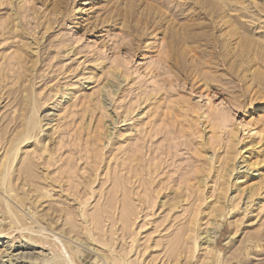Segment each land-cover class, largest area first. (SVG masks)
<instances>
[{
    "label": "rangeland",
    "instance_id": "1",
    "mask_svg": "<svg viewBox=\"0 0 264 264\" xmlns=\"http://www.w3.org/2000/svg\"><path fill=\"white\" fill-rule=\"evenodd\" d=\"M0 135V264H264V0H0Z\"/></svg>",
    "mask_w": 264,
    "mask_h": 264
},
{
    "label": "bare ground",
    "instance_id": "2",
    "mask_svg": "<svg viewBox=\"0 0 264 264\" xmlns=\"http://www.w3.org/2000/svg\"><path fill=\"white\" fill-rule=\"evenodd\" d=\"M30 128V127H29ZM26 129L25 127H24V129H26L27 131L26 132H24V133H26V136L28 137L29 136V134H30V129ZM0 136H2V135H0ZM7 142V141H6ZM8 143H9V141H8ZM6 144L7 143H5V138H4V141H2V139H0V147L1 148H4L5 149V155H4V159L1 161V163H0V175H1V177H0V179H1V183L3 184V183H6V180H8L7 179V176H8V174H9V170H10V162H8V152H9V150L11 149L10 147H11V145H12V141L8 144V146L6 147ZM12 147H13V145H12ZM15 150V149H14ZM12 151H10V153H11ZM15 153H16V151H14ZM13 152V153H14ZM13 153H11V154H13ZM241 153H243V151H241ZM13 156V155H12ZM10 158V157H9ZM28 160V159H27ZM241 167H244L245 168V170H247V169H253V168H251V166L252 165H250V163H247V162H245L244 160H243V162L241 161ZM15 167V166H14ZM240 167V168H241ZM33 168H35L34 167V163H32V162H27V161H22V164L19 166V167H17V169H15V170H17V172H18V179L19 178H21V179H24V181H25V184H30V183H33L34 182V177H35V175H34V172H33ZM224 168V167H223ZM251 174H252V172H251ZM15 176V175H14ZM11 177V176H10ZM202 179H204V178H202ZM11 181V180H10ZM10 181H9V183H10ZM1 184V185H2ZM24 184V185H25ZM7 188H9L8 186H7ZM4 189V188H3ZM2 189V190H3ZM9 190H13V188H11L10 187V189ZM15 194V193H14ZM17 194V193H16ZM15 194V195H16ZM28 194V193H27ZM11 196V195H10ZM25 196V195H24ZM26 196H28V195H26ZM31 197V196H30ZM15 198V197H14ZM24 198V197H23ZM27 198V197H26ZM30 199H32V197L30 198ZM29 200V199H28ZM23 201V200H22ZM61 206V205H60ZM8 211H9V209H8ZM15 218V217H14ZM17 218V217H16ZM15 218V219H16ZM18 219V218H17ZM21 220V219H20ZM20 220H18V221H20ZM208 235H210V234H208ZM205 238H207V235L205 236ZM211 238H212V236L210 235L209 236V239L207 238L206 239V241H209L210 242V240H211ZM205 241V240H204ZM76 256V255H75ZM51 258V257H50ZM73 260H74V257H73ZM72 260V261H73ZM71 261V262H72ZM47 262V261H46ZM52 262V261H51ZM54 262V261H53ZM47 264H48V262H47ZM54 264V263H53ZM58 264V263H57ZM76 264V263H75ZM122 264V263H121Z\"/></svg>",
    "mask_w": 264,
    "mask_h": 264
}]
</instances>
